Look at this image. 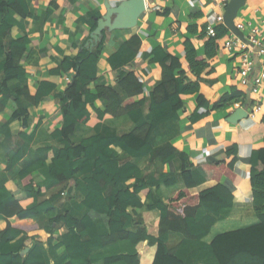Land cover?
I'll use <instances>...</instances> for the list:
<instances>
[{
    "label": "trees",
    "instance_id": "obj_1",
    "mask_svg": "<svg viewBox=\"0 0 264 264\" xmlns=\"http://www.w3.org/2000/svg\"><path fill=\"white\" fill-rule=\"evenodd\" d=\"M73 1L64 2L70 9ZM3 7L6 4L0 1V38L5 42V45L0 46V57L3 58L0 112L10 103L12 111L9 121L18 120L26 126L25 121L29 117L27 104L38 106L50 94L61 102L62 123L52 135L53 146L55 145L53 148H56L57 153L47 164L49 176L58 183V187H62L74 182V177L80 174L87 185L88 194L78 199V202L85 208L108 217V234H98L93 220L87 215L80 220L75 219L68 211L57 215L53 207L56 196H51L49 200L33 208H28L27 200H15L5 205L0 202V213L6 219V225L0 231V264H45L37 246L25 259L11 249V244L19 237L39 229L38 219L44 215L49 218L48 231L53 232V224L62 225L66 231L58 245L53 247L49 240L51 249L65 247L69 260L65 264H92V250L104 249L122 241L133 247L132 253L104 256L102 264H188L176 254L183 241L203 240L210 227L221 218V211L233 208L232 193L219 182L222 177L236 179L233 172L235 159L229 162H198L194 165L188 163L182 155L176 157L174 148L160 150L156 157L162 165L171 164L176 159L180 163L178 170L174 169L171 174L160 176L164 186L179 187L165 202L157 195L159 185L155 189L147 188L146 182L136 176L140 170L139 161L153 151L150 143L153 131L174 118L177 111L182 109V95H197V107L190 116L193 123L206 117L211 110H220L224 105H229L231 101L245 106V86H242L244 89L232 88L229 95L214 102L205 100L199 92L200 77L211 72L207 60L216 56V40L227 33L226 28L217 26L214 38L207 37L205 29L199 32L198 38L204 43L205 58L199 55L195 44L186 38L182 44L185 69L176 55L166 52L161 46L152 49L149 63L159 65L161 79L148 96L145 115L147 122L126 135H89L80 144L73 145L70 137L78 124L95 126L106 119L126 116L137 123L142 117L141 109L146 101L141 81L132 70L117 77V86L127 96L124 100L109 86H97L94 91L89 89L90 83L96 80L99 57L106 45L103 32L100 42L93 49L78 50L73 58L65 57L57 67L47 72L48 77H69L64 82L65 88L61 94H57L56 85L47 80L41 81L35 92H31L26 86L12 88L27 76L23 63L30 40L28 37L16 40L10 37L11 24L5 20L6 10ZM11 9L18 18L26 17L18 5H12ZM50 13L49 8L45 15ZM87 16L92 21L94 30L97 15L90 13ZM187 31L190 34L198 33L196 26L188 27ZM140 50V39L136 35L129 37L116 52L107 57L108 67L110 70H117L129 66ZM134 97L137 99L134 100ZM97 100L106 104L104 111L95 109L94 102ZM200 108L205 109L201 114L198 113ZM260 117L264 122V103L261 104ZM115 150L119 152L118 157L115 156ZM46 151L49 150L38 148L30 150L29 154H33L32 158H35ZM21 156V150L12 154L9 166L14 165ZM28 162L26 160L25 164ZM249 164L251 207L255 221L211 238L209 248L216 264H264V139L263 147L252 152ZM194 172L199 173L205 181L215 180L216 185L193 192L196 187ZM21 175L25 190L36 189L29 173L22 172ZM110 185L112 191L105 196ZM145 189L148 205L138 197ZM69 194L75 200L80 196L71 187ZM201 211L206 214V220L198 219ZM200 250L207 252L206 248Z\"/></svg>",
    "mask_w": 264,
    "mask_h": 264
},
{
    "label": "crops",
    "instance_id": "obj_2",
    "mask_svg": "<svg viewBox=\"0 0 264 264\" xmlns=\"http://www.w3.org/2000/svg\"><path fill=\"white\" fill-rule=\"evenodd\" d=\"M5 2V20L11 24L10 37L14 40L28 37L30 40L27 46L24 69L27 76L15 84L12 88L26 86L31 92H35L39 83L47 80L56 85L57 94H61L65 88V78L48 77L47 72L58 66V63L65 57L73 58L78 50L86 49L92 30V21L87 14H95L99 19L105 14V1L112 7H116L123 0H68L73 1L69 9L66 0H0ZM146 12L143 13L135 28L131 30H113L104 32L106 45L102 48L99 62L97 64L98 73L96 80L89 85V89L94 91L97 86H109L116 90L121 99H126V94L117 84L116 79L120 74L134 71L143 85L145 105L141 109V119L134 123L129 117L106 119L95 126L78 124L75 127L70 141L73 145H78L89 135L100 137L122 136L130 133L136 127L145 124L148 108V96L154 86L160 81L161 69L158 64H151L150 52L152 49L161 46L166 52L176 55L182 63V68H186L182 44L189 38L197 47L200 56L204 57L203 42L199 40V32L205 29L208 23L214 21L215 17L221 13V7L209 0H144ZM18 5L26 17L20 19L16 16L12 5ZM51 9L50 15H45L47 9ZM242 9L245 18L238 17L239 10ZM234 24H242L245 30L240 32L243 36H249L250 30L256 28L260 35L264 37V0H245V4L238 9ZM196 26L198 33L190 34L187 29ZM228 33V32H227ZM136 35L141 41L139 54L130 62L129 66H123L117 70H110L107 64V57L125 43L129 37ZM225 37L217 40L216 56L207 60L211 69L210 73L203 74L199 80V92L207 101L214 102L218 98L231 93L232 88H242L238 82L237 56L222 49L221 41ZM196 42V43H195ZM5 42L0 38V46ZM3 58L0 57V82L3 78ZM260 67L259 61L255 58V74ZM69 78V77H68ZM65 82V83H64ZM246 104L242 106L236 101H231L229 105L220 110H211L206 117L199 122L191 121V114L196 109L197 95H182L183 107L177 111V115L165 121L153 131L150 143L152 153L139 161V172L136 176L143 179L147 188L157 189L158 197L165 202L170 198L178 185L164 186L160 181L161 174L169 175L174 169L180 168L179 160L173 163L162 165L157 152L164 148H174L176 157L182 155L188 163L194 165L198 162H229L235 159L233 172L236 179L227 177L220 179V184L224 185L233 195V208L221 211V218L218 219L209 229L208 237L201 241H183L177 250V256L188 264H216L212 254H210L209 242L214 235L221 232L235 229L240 226L251 224L255 221L254 212L251 207V187L250 179V156L253 151L263 147L264 122L261 121L260 113L254 120L247 117L237 121L229 122V119L237 108H243L248 112L252 106L255 95L250 93L247 86ZM259 101L264 103V82L259 88ZM137 97H134L136 100ZM221 105V104H219ZM62 104L53 95L45 97L38 106L26 105L29 117L26 119V126L22 122L9 121L12 111L11 104L0 112V202L5 205L12 201L27 200L28 208H33L49 198L57 197L53 202V207L57 215L68 211L75 219L80 220L84 216H89L100 235L108 234V217L93 210L85 208L78 199L84 198L88 194L87 185L83 182L81 175L77 174L75 181L69 185L58 187V183L49 176L48 162L57 153L53 146V132L61 127ZM95 109L104 111L106 104L97 100L94 102ZM205 109L200 108L201 114ZM93 117H96L93 114ZM38 148L49 151L42 152L40 157L32 158L30 150ZM17 150L22 151V156L9 166V157ZM119 152L115 150V156ZM122 156L120 159L122 160ZM28 160V164L25 161ZM22 172L30 174L31 179L36 184V189L25 190L22 184ZM196 187L193 192H200L216 185V181H205L201 175L194 172ZM132 182V181H131ZM129 182V183H131ZM78 193L77 199H71L69 188ZM112 186L108 187L105 196L111 193ZM64 193V195H61ZM147 189L141 191L138 197L148 205L146 201ZM145 208V207H144ZM198 219L206 220L205 213L200 212ZM39 229L19 237L11 244V249L23 255L25 259L30 251L37 246L44 258L45 264H65L69 260L65 247H49V240L54 247L61 242V236L66 233L62 225L52 227L53 232L48 231L49 218L44 216L38 219ZM6 219L0 213V231L5 227ZM130 227V223L127 225ZM216 232V234H214ZM204 241H208L205 243ZM204 245L207 250V257L200 246ZM210 250V251H209ZM133 247L126 241L119 242L104 249H94L91 251L92 264H102L104 256L130 254ZM206 256V255H205ZM206 261V262H205ZM76 264V263H74Z\"/></svg>",
    "mask_w": 264,
    "mask_h": 264
},
{
    "label": "built area",
    "instance_id": "obj_3",
    "mask_svg": "<svg viewBox=\"0 0 264 264\" xmlns=\"http://www.w3.org/2000/svg\"><path fill=\"white\" fill-rule=\"evenodd\" d=\"M214 4H218L221 10L214 19L213 22L208 23L205 26V34L207 37L214 38L216 34L217 26H224L223 24V13L227 4L230 0H209ZM235 29L238 32L245 30L242 24H234ZM227 32L225 37L221 41L222 49L237 56L238 59V69L237 76L238 82L241 86L249 87L250 93L255 95V100L252 106L247 112V118L251 121L258 117L261 111V102L259 101V88L264 82V37L260 35L259 30L253 28L250 30L249 36L238 37L226 28ZM218 40V39H217ZM216 40V42H217ZM255 58L259 61L260 67L258 72L255 68ZM65 78V81H68ZM64 195V193H62Z\"/></svg>",
    "mask_w": 264,
    "mask_h": 264
},
{
    "label": "water",
    "instance_id": "obj_4",
    "mask_svg": "<svg viewBox=\"0 0 264 264\" xmlns=\"http://www.w3.org/2000/svg\"><path fill=\"white\" fill-rule=\"evenodd\" d=\"M245 4V0H230L223 13L224 27L238 37H243L235 29L234 19L237 11ZM105 14L97 19L96 27L90 34V39L85 46L86 49H93L100 42L103 31L131 30L136 27L139 17L146 12L144 0H123L116 7H112L106 1L104 3ZM247 117L243 108H237L229 122L237 123L238 120ZM21 255H23L21 253Z\"/></svg>",
    "mask_w": 264,
    "mask_h": 264
},
{
    "label": "rangeland",
    "instance_id": "obj_5",
    "mask_svg": "<svg viewBox=\"0 0 264 264\" xmlns=\"http://www.w3.org/2000/svg\"><path fill=\"white\" fill-rule=\"evenodd\" d=\"M238 17H240V18H245L246 16L243 14V11H242V9H240L239 10V14H238ZM214 234H216V232L214 233ZM208 237V236H207ZM206 237V238H207ZM206 238H204V239H206ZM205 243H207L208 241H204ZM201 248H205V246L204 245H201L200 246V249ZM210 251V250H209ZM203 253V252H202ZM205 253H207V252H204L203 254L204 255H202L198 260H197V262H200L201 260H202V257L204 256V257H207V254H205ZM210 254H211V251H210ZM206 255V256H205Z\"/></svg>",
    "mask_w": 264,
    "mask_h": 264
},
{
    "label": "clouds",
    "instance_id": "obj_6",
    "mask_svg": "<svg viewBox=\"0 0 264 264\" xmlns=\"http://www.w3.org/2000/svg\"><path fill=\"white\" fill-rule=\"evenodd\" d=\"M67 78V77H66Z\"/></svg>",
    "mask_w": 264,
    "mask_h": 264
}]
</instances>
